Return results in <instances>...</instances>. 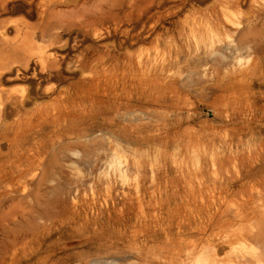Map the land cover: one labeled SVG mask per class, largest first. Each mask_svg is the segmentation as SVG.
<instances>
[{
	"label": "rangeland",
	"instance_id": "obj_1",
	"mask_svg": "<svg viewBox=\"0 0 264 264\" xmlns=\"http://www.w3.org/2000/svg\"><path fill=\"white\" fill-rule=\"evenodd\" d=\"M161 5L147 41L84 43L121 45L88 85L0 37V264H264V0ZM9 7V39L37 25Z\"/></svg>",
	"mask_w": 264,
	"mask_h": 264
},
{
	"label": "bare ground",
	"instance_id": "obj_2",
	"mask_svg": "<svg viewBox=\"0 0 264 264\" xmlns=\"http://www.w3.org/2000/svg\"><path fill=\"white\" fill-rule=\"evenodd\" d=\"M100 1L101 0H93L92 2L96 4L93 5L92 3L89 4L90 2L87 3V0H0V14L4 11L7 12L8 8L10 9L9 6L11 4L22 3L30 10L35 9V13L38 17V23L35 26L24 22L21 25L12 27L16 34V37L12 40L6 35L9 28L7 29V25L3 22H0V28H3L4 31L0 32L2 44L6 46H13L14 51L19 53V58H13L11 63L17 64L19 68L24 70L28 68L31 61L33 64L36 63V65L39 67V69H37L38 72L35 74L36 71L34 69L33 75L31 74V76L35 77L40 75V77H42V82H50L53 80L56 81V79L60 80L61 75L65 72V69H68L69 65L73 64V73L76 75L79 73V77L81 78L83 85H88L93 82L94 76L96 73H98L97 71L101 67V64L106 63V57L113 59L115 62L119 61V56L113 54V51L117 50L119 52V47H121V45L119 46L118 44L115 47L113 46V50H109L110 46H105V49L107 48V50L104 53L98 55V58H96V55V57H94V59H96L92 60L91 58H93V56L91 55L97 53L91 46H84V43L86 45L90 42L92 43L91 45L97 46L96 43H99L98 41L107 38L109 39L111 36L118 34H122L124 38L129 40L131 43L133 41L137 42L139 40L147 41L150 38L153 29H155L154 25L151 24L153 19V14L151 16V11L154 6L159 7L160 5V7H162L161 4L165 0H128L127 4L124 3L126 6H123L126 7V10L118 12V14L114 13L115 15H112L114 17L110 16V18L99 13L103 10L101 8L102 6L99 5L100 3L102 4ZM118 2L119 1H117V3ZM117 3L116 6L113 4L112 5L117 7ZM87 4L91 6L88 7L86 6ZM179 5H182V3H179ZM85 6L89 9H87ZM113 6L110 5V8ZM91 7L95 9L93 10ZM120 7L122 6H119V8ZM69 9L72 12H70L69 15H65L68 13L66 11ZM103 12L105 13L106 11L103 10ZM109 13L110 12H106L108 15ZM161 18L162 20L165 19V17ZM50 20L53 21L52 24ZM123 23H125L128 27L123 28ZM138 27L142 28L145 32L144 37L140 38V34L136 32ZM35 39L41 41L45 45L34 46L31 43ZM125 42L124 45L126 44ZM82 47L84 48L82 51H79V53L75 52L76 54L78 53V55L69 57L71 56L70 53L72 51L74 55V51L81 50ZM48 48L52 50H54L53 48H56L58 52L62 51V53L57 55L56 53L47 50ZM145 60L147 62L148 58ZM91 62L94 63L93 66L91 65ZM88 66L90 67V70L87 68ZM87 70L90 72L92 71V75H89L90 72L88 74ZM39 84L41 83L38 82L36 88L30 86L22 92L57 91L53 87L44 90L42 85L39 86Z\"/></svg>",
	"mask_w": 264,
	"mask_h": 264
}]
</instances>
